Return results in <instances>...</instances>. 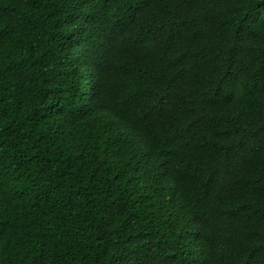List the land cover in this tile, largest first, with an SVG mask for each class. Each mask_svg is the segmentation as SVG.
I'll use <instances>...</instances> for the list:
<instances>
[{
	"label": "trees",
	"instance_id": "16d2710c",
	"mask_svg": "<svg viewBox=\"0 0 264 264\" xmlns=\"http://www.w3.org/2000/svg\"><path fill=\"white\" fill-rule=\"evenodd\" d=\"M238 2L0 0V264H264V0Z\"/></svg>",
	"mask_w": 264,
	"mask_h": 264
},
{
	"label": "clouds",
	"instance_id": "9594fccd",
	"mask_svg": "<svg viewBox=\"0 0 264 264\" xmlns=\"http://www.w3.org/2000/svg\"><path fill=\"white\" fill-rule=\"evenodd\" d=\"M252 3V0H239L238 3L233 6L236 7L239 11L238 13H234L238 16H243L244 13L248 10L249 5ZM230 46V42L228 40H224L218 44L217 48V56H218V72L216 74V80L219 81L221 79L226 80L227 74V64L225 63V57L227 54V48Z\"/></svg>",
	"mask_w": 264,
	"mask_h": 264
}]
</instances>
